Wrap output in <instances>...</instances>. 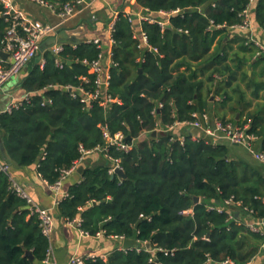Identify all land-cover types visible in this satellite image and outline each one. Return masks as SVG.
Instances as JSON below:
<instances>
[{
	"label": "trees",
	"instance_id": "16d2710c",
	"mask_svg": "<svg viewBox=\"0 0 264 264\" xmlns=\"http://www.w3.org/2000/svg\"><path fill=\"white\" fill-rule=\"evenodd\" d=\"M40 1L57 13L70 0ZM134 2L153 15L176 9L182 13L172 16L163 30L141 22L149 46L156 49L153 52L137 47L135 25L119 12L111 32L107 92L120 103L102 107L96 101H80L76 88L96 87V76L83 61H93L105 50L94 44L64 43L62 66L49 49L44 50L42 69L32 65L21 82L28 100L10 112H0L4 149L0 160L10 162L9 175L0 172V264H41L49 247L26 201L11 190V169L36 166L41 178L53 185L61 171L80 157V146L93 150L105 144L102 126L111 135L122 133L132 147L127 152L108 147L102 156L110 159L104 156L93 167L83 166L80 182L70 185L58 203V216L66 221L79 218V228L90 236L102 233L135 240L136 245L116 250L106 260L86 259L83 264H222L227 259L246 264L253 258L254 263L261 259L259 264H264L258 255L264 235L246 227L251 220L264 219V166L232 156V144L200 136L193 140L189 131L180 143L165 131L166 126L190 121L194 112L204 110L203 92L214 89L224 102L236 97L238 105H245L237 82L256 48L245 44V35L228 28L241 23L240 14L250 0ZM251 8L255 26L264 32V0H254ZM2 12L0 4V47L8 26ZM211 22L223 28H214ZM228 32L232 37L225 41ZM259 64L264 70V58L253 67ZM241 77H248L246 71ZM251 84L255 96L264 87V83ZM262 111L248 112L237 123L248 124L249 131L260 137ZM144 131L145 138L137 140ZM111 159L119 160L126 180L111 179ZM194 197H199L198 204ZM230 198L242 206L225 207L222 213L207 209ZM187 210L191 214H181Z\"/></svg>",
	"mask_w": 264,
	"mask_h": 264
},
{
	"label": "crops",
	"instance_id": "0c3cea01",
	"mask_svg": "<svg viewBox=\"0 0 264 264\" xmlns=\"http://www.w3.org/2000/svg\"><path fill=\"white\" fill-rule=\"evenodd\" d=\"M84 1V4L78 6L74 15L65 22L60 21L57 13L52 8L40 4L35 0H0V4L4 6L6 2H9L12 6V9L15 12L20 13L28 25L55 27L56 32L49 37H55L61 30H64L67 35L77 39L79 44H94L93 41L98 40L101 47L105 50L101 52V61L106 64V70L109 73V67L111 66V59L109 58V53L111 50L109 43L111 31L109 30V24L111 23L114 12L118 11L123 12L124 14H132L141 11L142 9L136 7L134 0ZM135 27L140 31L141 24H139L138 21H135ZM227 35L229 38L226 37L225 41L231 39L232 37L231 32H228ZM253 36L264 42V35L260 29H257ZM46 39H44L41 44ZM58 43L64 44L69 42L66 40H61ZM70 44H72L73 47L76 45L74 43ZM215 44L216 40L212 48H214ZM51 46H49L47 49L51 48ZM233 47L235 49L236 45ZM138 48L142 49L140 47ZM38 55H41V60L38 63L41 68V64L43 62L42 53L40 54L38 52L36 57H38ZM255 55L256 51L251 57L249 64H244L239 72L240 76L237 85L244 93L245 105H238L236 97H234L232 100L224 102L223 98L216 95L213 89L211 93L203 92L204 110L201 112H206L212 118H217L236 125H240L237 123L238 120L243 121L248 112H256L258 110L257 108L255 109V106L258 102H264V87L255 96V86L253 84L248 86L249 81H252V83H264V70L262 69V64L253 67V65L257 63L258 59L255 57ZM34 59L29 62V64L21 71L18 76L13 78L4 88L0 90V112H3L10 105V103L29 95L21 88V82H23L24 77L27 75L32 65H37L35 64ZM137 60L141 59L139 58ZM9 61V55L0 50V66L4 67L8 65ZM243 71H246L248 76L245 80L242 79L243 77H241ZM218 109H223L225 114L223 113V116L216 115L213 111ZM260 110L264 109L260 108L259 111ZM262 113H264V111H262ZM184 132H188V130L178 128L175 129L172 134L175 135V137H178L183 135ZM189 132L191 134L195 133L194 131ZM146 134L147 132H142L137 140L144 139ZM259 138L260 141L264 143V135L260 136ZM215 142L229 144L224 140H218ZM230 147V153L232 156L234 155L236 158L239 156L240 158L247 160L253 166H258L260 164L254 160V158L243 147L236 145H231ZM102 155V152L97 151L85 156L82 161L84 165L80 164L78 168L82 167L83 169V166L85 165L90 167L95 166L101 162V157H104ZM0 157H2L1 153ZM11 174L12 179L18 185L24 188L26 193L36 205L41 208L51 210L54 229L50 244L51 259L48 264H70L71 259H79L83 264V261L86 259L98 257L106 260L107 257L114 251L123 250V240L120 238L112 236L106 237L102 233L99 236L86 235L75 223H69L65 219L60 218L58 216L57 206L62 197L60 194H56L50 189V186L37 173L36 166L12 168ZM80 180L81 173H78L76 170L64 180L60 192L67 193L68 187L74 183L80 182ZM28 218L29 215L27 216V219ZM258 260L259 261L254 264H259L260 261H262L261 259ZM41 264L44 263L42 262Z\"/></svg>",
	"mask_w": 264,
	"mask_h": 264
},
{
	"label": "built area",
	"instance_id": "2783aa9c",
	"mask_svg": "<svg viewBox=\"0 0 264 264\" xmlns=\"http://www.w3.org/2000/svg\"><path fill=\"white\" fill-rule=\"evenodd\" d=\"M40 4L46 5L49 8L53 7L49 4H46L40 0H35ZM84 0H70L65 2L59 12H57V16L61 22L68 21L75 13L76 8L84 4ZM254 0H250L248 6L242 11L240 14L242 17V21L238 25L231 26L228 28L230 31H238L245 35L248 38L246 44H252L256 48V58H264V42L255 38L254 32L258 29L253 21L252 16V3ZM54 10V9H53ZM182 13L181 10L176 9L172 11H160L156 15L150 14L147 10H141L132 14H125L127 16V20L132 25H135V21H138L139 24L141 22H149L157 24L161 30L169 23V20L172 16L178 15ZM119 12L115 11L109 24V30L112 32L113 25L115 20L117 19ZM5 17L8 26L5 30L3 39L1 41L0 50L9 55L10 61L8 65L1 67L0 66V90L2 86L10 81L11 79L18 76L21 71L29 64L31 60H33L37 53L39 52V47L41 42L49 36H52L56 32L55 27L51 26H31L28 25L22 15L18 12H15L12 9V6L9 2H6L3 6V12L1 14ZM214 28H223V26H214L213 22L210 23ZM135 27V26H134ZM262 32V31H261ZM264 35V32H262ZM133 38L138 40V47L142 49H149L153 52H156V49H152L149 44L145 33L142 29L137 30L136 27L134 29ZM97 48H101L98 40L93 41ZM110 46L114 44L112 37L110 36ZM51 53L55 56L56 64L61 67L62 59L60 57L61 52L63 51V44L56 43L49 48ZM109 58L111 59V52L109 53ZM101 54L98 55V58L93 61H83L85 65L88 66L89 72L95 74V89L93 91H87L82 87L76 88L81 98L80 101L82 103L90 104L92 101L98 102V104L102 107H106L109 103H119V100L115 97H112L108 92L107 88L109 85L110 75L106 70V64L101 61ZM43 67V62L41 64V68ZM81 81L86 82L87 78L81 76L79 78ZM104 86V88H102ZM65 89L72 91L71 87H65ZM72 96L76 97V93L72 92ZM29 96H25L22 99H19L15 102L10 103V105L3 112H10L13 108L19 107L22 102L28 100ZM161 105H158L160 108ZM152 114L155 115V109L152 111ZM181 128L183 130L194 131L195 133L191 134V138L196 140L198 136L206 139H210L213 143L218 140L227 141L229 144L243 147L258 163L264 166V143L260 141V138L251 133L250 126L248 124L244 125H236L228 121H223L217 118H212L206 112H194L192 114V120L184 121V122H176L173 125L166 126L165 131L173 132L175 129ZM158 128L155 129V132ZM102 138L104 140V145L102 147H97L93 150H86L83 147H79L80 157L75 160L72 166L67 170H62L59 179L53 184L49 185L50 189L56 193L60 194L62 198L67 196V193H61V188L64 180L73 172H75L78 166L83 161L84 157L92 154L94 152L100 151L102 153H106L108 147H115L117 150L121 151H129L132 147L131 145L126 143L125 136L117 132L114 135H111L108 131L107 127L102 126ZM180 143L183 142L184 136L180 135L175 138ZM108 159H110L106 154H104ZM112 160V159H111ZM112 168L109 170V173H113L114 169L120 168L119 160H112ZM0 172L9 175V165L8 163L2 162L0 160ZM11 181V190L21 199L25 200L28 207L30 215L36 216V219L39 224V228L41 234L47 239L49 247L46 253L44 260L42 261L44 264H48L51 259V237L54 229V222L51 210L41 208L36 205L29 195L26 193L24 188L18 185L10 176ZM264 202V200H263ZM241 207V202L234 201L233 198L227 199L223 202V204L218 205H209L207 209L209 211L215 210L218 213H222L225 207ZM244 211L251 213L252 211L248 210L246 207H242ZM181 214L189 215L191 214V210L183 211ZM232 218V217H230ZM69 223H75L80 227L81 220L74 219L73 221H67ZM246 227L252 233H258L264 235V219H254L246 223ZM88 235L87 233H85ZM101 233H97L95 236H99ZM123 240V238H120ZM259 256H263L264 259V243L261 245L259 252ZM94 259V258H93ZM255 258H253L250 262L246 264H254ZM70 264H82L79 259H71ZM222 264H234L231 260L227 259Z\"/></svg>",
	"mask_w": 264,
	"mask_h": 264
},
{
	"label": "water",
	"instance_id": "95a60500",
	"mask_svg": "<svg viewBox=\"0 0 264 264\" xmlns=\"http://www.w3.org/2000/svg\"><path fill=\"white\" fill-rule=\"evenodd\" d=\"M61 40H66L68 41L69 43H74V44H79V41L77 39H75L74 37H71L69 35H67V33L64 31V30H61L57 36L55 37H49L47 38L39 47V53H43L44 50H46L49 46L55 44V43H58L60 42ZM157 58H159L157 56ZM41 60V55H38V57H36L34 59V62L35 64H38ZM67 64H71V62H68ZM104 88V86L102 87ZM156 133L153 132V135H155ZM0 153H1V156L4 157V149H3V144L1 142V139H0ZM8 163H10L8 161ZM81 170H82V167H79L77 169V172L78 173H81ZM115 176H117L119 179H122V180H126L127 177L126 175L124 174V172L122 171L121 168H116L114 169V172L113 174L111 175V179H113ZM199 197H194L193 201H194V204H198L199 203ZM136 245V241L135 240H131V239H123L122 241V247H123V250H127V249H130L132 248L133 246ZM146 247L148 248L149 246L146 245ZM27 255H30L29 253H27Z\"/></svg>",
	"mask_w": 264,
	"mask_h": 264
},
{
	"label": "rangeland",
	"instance_id": "374dc122",
	"mask_svg": "<svg viewBox=\"0 0 264 264\" xmlns=\"http://www.w3.org/2000/svg\"><path fill=\"white\" fill-rule=\"evenodd\" d=\"M12 80V79H11ZM10 80V81H11ZM10 81H8L7 83H5L3 86H2V88H4ZM263 105H264V102H258L257 103V105L255 106V109L257 108V109H264V107H263ZM264 111V110H263ZM216 115H218V116H223V113L225 114V112H224V110L223 109H218V110H215V111H213ZM263 117H264V113H263V115H262Z\"/></svg>",
	"mask_w": 264,
	"mask_h": 264
}]
</instances>
